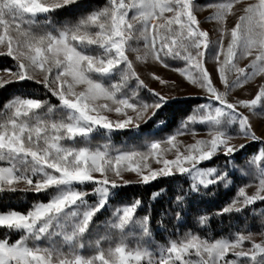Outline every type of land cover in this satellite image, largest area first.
Segmentation results:
<instances>
[{"label":"snow or ice","instance_id":"1","mask_svg":"<svg viewBox=\"0 0 264 264\" xmlns=\"http://www.w3.org/2000/svg\"><path fill=\"white\" fill-rule=\"evenodd\" d=\"M0 56V264H264V0H0Z\"/></svg>","mask_w":264,"mask_h":264},{"label":"trees","instance_id":"2","mask_svg":"<svg viewBox=\"0 0 264 264\" xmlns=\"http://www.w3.org/2000/svg\"><path fill=\"white\" fill-rule=\"evenodd\" d=\"M13 64V61L11 58H8L6 56H0V68L6 67V66H11ZM3 98V95L0 94V99ZM116 139H123V137H118ZM163 185V182H162ZM127 192L129 193H143L144 196L146 197L150 189L144 188H128L126 189ZM42 197H37L33 196L31 194L24 196V195H18L17 197H13L10 200L5 199L2 203L7 204L9 207H23L24 203L23 202H31L33 199H39ZM107 215V213H106ZM258 223V222H257Z\"/></svg>","mask_w":264,"mask_h":264},{"label":"rangeland","instance_id":"3","mask_svg":"<svg viewBox=\"0 0 264 264\" xmlns=\"http://www.w3.org/2000/svg\"><path fill=\"white\" fill-rule=\"evenodd\" d=\"M209 25H205V27H208ZM172 78H175V76H173ZM182 87H185L187 91H193V89H191L190 86H186V85H182ZM264 119V117H256L254 118V122L256 124L257 129L259 130V128L261 127V120ZM258 224V223H257ZM252 231L256 232L259 230L258 226L256 227H252L251 229ZM259 239V237H257Z\"/></svg>","mask_w":264,"mask_h":264}]
</instances>
